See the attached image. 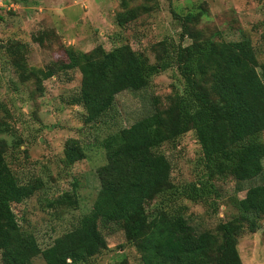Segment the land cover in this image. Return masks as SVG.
Returning a JSON list of instances; mask_svg holds the SVG:
<instances>
[{
	"label": "rangeland",
	"instance_id": "rangeland-1",
	"mask_svg": "<svg viewBox=\"0 0 264 264\" xmlns=\"http://www.w3.org/2000/svg\"><path fill=\"white\" fill-rule=\"evenodd\" d=\"M123 9L131 10L133 19L118 26L115 14ZM186 15L195 16L187 26L201 39L197 43L182 35ZM241 39L248 40L256 64H263L264 1L0 0L3 160L20 186L39 184L21 202L10 205L19 231L31 235L41 251L31 264H52L43 254L76 235L78 220L89 213L95 200L99 188L96 169L105 163L108 142H117L121 129L155 109H165L169 96L184 91L173 63L137 91L117 89V82L109 77L101 85L114 89L111 106L97 120L83 123L84 110L72 102L79 90L80 71L76 67L55 71L52 65L66 63V52L77 56L99 47L109 53L121 45L129 46L149 64L160 65L166 61L164 50L170 43L180 44L188 55L203 60L217 42ZM47 70L54 73L44 79ZM68 139L77 140L84 154L71 165L63 162ZM257 140L264 146V131ZM154 152L168 161L169 181L177 194L166 195L154 188L145 210L148 214L161 209L168 214L178 211L186 220L184 227L194 233H216L218 223L237 215L245 190L264 183V157L259 162L260 174L250 181L208 178L192 130L162 142ZM191 185L198 189L195 200L186 196L192 193ZM99 230L104 249L90 258L75 250L73 260L67 258L65 263L142 264L116 225L110 223ZM236 250L241 264H264V215L254 232L243 230L236 237Z\"/></svg>",
	"mask_w": 264,
	"mask_h": 264
},
{
	"label": "trees",
	"instance_id": "trees-1",
	"mask_svg": "<svg viewBox=\"0 0 264 264\" xmlns=\"http://www.w3.org/2000/svg\"><path fill=\"white\" fill-rule=\"evenodd\" d=\"M131 19L133 13L129 9L115 14L118 26ZM193 20V15L184 17L182 35L197 43L201 39L187 26ZM169 46L164 50L166 61L160 65L149 64L127 45L117 46L109 53L99 47L77 56L66 52V63L52 65L55 71L75 67L80 71L79 90L72 102L84 110L83 123L97 120L111 106L114 89H103L101 85L109 77L117 82V89L137 91L173 63L183 79L184 91L169 96L165 109H155L121 129L117 142H108L105 163L96 169L99 188L91 210L78 220L73 238L54 244L50 253L43 254L46 261L66 264L67 258L73 260L75 250H81L86 258L96 255L105 248L99 228L112 223L139 253L142 264H241L236 237L243 230L257 229L264 215V183L245 190L237 215L218 223L216 233L187 230L186 220L178 211L168 214L161 209L148 214L145 208L154 197V188L171 196L177 192L169 181L168 161L154 150L189 130L194 132L208 178L244 182L260 174L264 146L257 136L264 131V63L256 64L246 39L217 42L203 60L188 55L180 44ZM53 73L47 70L42 77L49 78ZM202 82L208 83L207 87L203 88ZM2 147L0 140L1 260L3 264H31L41 251L31 235L19 231L10 205L21 202L39 184L20 186L3 160ZM83 156L77 140H66V165ZM190 189L192 193L186 196L195 200L198 189L194 185ZM141 221L145 223L139 227Z\"/></svg>",
	"mask_w": 264,
	"mask_h": 264
}]
</instances>
